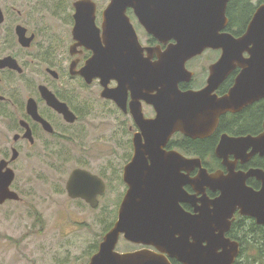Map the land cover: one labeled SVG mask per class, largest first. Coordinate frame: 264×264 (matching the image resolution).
I'll return each mask as SVG.
<instances>
[{
  "label": "flooded vegetation",
  "instance_id": "obj_1",
  "mask_svg": "<svg viewBox=\"0 0 264 264\" xmlns=\"http://www.w3.org/2000/svg\"><path fill=\"white\" fill-rule=\"evenodd\" d=\"M78 1L80 0L72 3V8L69 6L70 10L64 15L65 18L56 16L64 18L65 23L70 27L66 34H58L47 32L44 26L39 28L38 22L33 18V14L37 13L34 10L39 9L38 3L35 7L27 8L19 6L18 0H0V117L8 120V127L12 130L8 137L9 148L0 161L7 162L8 168L15 171L14 164L23 158H28V155L24 154V149L35 147L49 149L52 146H60L62 143L73 141L74 135L83 136V128L90 126L92 121L89 119L94 116L96 110L92 108V99L86 98L82 90L92 89L95 86L98 94L96 97L103 106V115H117L118 131L122 135L123 156L119 158L117 167L112 160V162H100L94 168L89 166L92 160L90 158H71L86 166H77L72 169L64 188L58 190V193L65 198L64 205L72 210L100 212V223H108L107 214L114 212L115 219L113 218L107 224L109 231L119 218L129 190L126 173L134 159L136 142L146 143L142 123L145 120H153L158 115L156 105L146 100L143 95L147 94L152 100H157L161 97V93H166L167 87L171 92L173 88L175 90L177 88L180 92L204 89L208 86L211 67L220 59L222 50L208 47L201 54L187 59L186 71L177 75L174 86L172 82L159 78L142 93L140 85L135 88V84L131 81L123 83V79H112L107 84V88L115 91L113 89L120 87L116 90L117 100H115L109 95H103L105 86L100 77L90 80L81 73L95 57V49L101 50L104 62L108 60V57L118 58L119 66L137 67L142 60L153 68L155 74L160 72L166 74L169 58L165 53L170 46L176 43V40L167 36L160 39L148 31L135 8L131 6L126 8L125 14L133 27V34L129 37L123 35L121 38L120 36H108L112 34L109 30H105L103 24L104 12L111 0L102 2L91 0L95 4V25L87 24L85 28L76 31L77 8L75 3ZM244 1H227L228 23L220 30V33H231L239 37L246 32L253 14L264 3V0L260 1L256 7L252 5L246 27L233 33L230 30L231 15H236L237 5ZM119 41L120 51L110 50ZM135 48H137L136 52ZM208 52L215 53L216 58L214 56L212 60L198 63L197 60ZM30 70H39L38 79L34 83H31L28 78ZM240 70V66L236 67L213 91V94L219 97L226 94L233 87L235 77ZM232 76L233 80L229 82ZM77 83L80 86H76ZM55 99L59 101L60 109L54 106ZM141 111L143 118L139 117ZM226 135L230 138L249 137L250 140L248 144L239 149L232 147L227 157H220L217 149ZM189 138L196 144L195 149L191 151ZM263 148L264 97L239 111L222 114L215 129L204 138H191L181 131H175L168 138L163 150L168 153L176 151L185 158L200 159L202 162V167L195 165L190 168L188 164L182 163L175 167L165 165L154 169L155 173L168 171L164 186H172L170 209L174 210L181 219V226L184 213L195 215L203 207L204 198L213 201L220 195L219 190H213L210 186L189 183L190 179L199 178L202 169H207L210 174L218 172L228 174L230 167L236 172H248L252 169L264 172V154L260 150L255 151ZM57 160L63 159L57 158ZM141 161L147 165L152 166L153 164V159L148 156L142 158ZM181 161H183L182 158ZM150 167L140 171L147 172L151 169ZM77 169L90 172L96 177L89 185V191H83L81 183L74 190L75 193L89 195L88 198L83 195L71 196L68 191V181ZM137 173H139V168ZM160 183L157 182L156 185ZM247 185L260 190L263 183L257 177H249ZM164 186L163 189L166 188ZM239 215L241 214L237 211L230 228L225 232V237L231 241L239 242L233 230L234 221ZM177 236L180 237V234L178 233ZM120 238L119 241L121 240L122 244H129L123 250H119L117 244L116 250L121 253L149 251L168 257L172 264H182L177 258L171 257L166 250L164 251L166 247L161 243L158 244L160 247L155 244L135 243L127 240L123 234ZM96 247L98 251L100 245Z\"/></svg>",
  "mask_w": 264,
  "mask_h": 264
},
{
  "label": "water",
  "instance_id": "obj_2",
  "mask_svg": "<svg viewBox=\"0 0 264 264\" xmlns=\"http://www.w3.org/2000/svg\"><path fill=\"white\" fill-rule=\"evenodd\" d=\"M227 1L111 0L105 10L103 27L112 34L108 36L121 38L123 35L129 37L133 34V27L125 14L126 8L131 6L135 8L148 31L160 39L167 36L176 40L165 53L169 58L166 74H155L153 68L142 60L137 67L119 66L118 58L108 57L104 62L101 50L95 49V57L81 73L90 80L100 77L105 86L103 95H109L115 100L116 90L120 87L113 89L115 91L108 89L107 84L112 79H123V83L131 81L135 88L140 85L142 93L159 78L172 82L174 86L177 75L186 71L187 59L201 54L208 47L220 48L222 54L212 65L208 86L204 89L180 92L173 88L171 92L167 87L166 93H161L157 100H152L147 94L143 95L146 100L156 105L158 115L155 119L142 123L146 143L136 142L134 159L126 173L129 190L123 208L89 264H172L168 257L149 251H117L116 246L122 234L127 240L135 243L157 246L161 243L166 247L164 251L182 264H235L240 252V243L225 237L235 213L239 211L243 216L255 218L258 224H264L262 170L236 172L230 167L228 174H210L207 169H202L199 178L190 179L189 183L210 186L213 190H219L220 195L213 201L204 198L199 213H184L182 226L181 219L170 209L172 186H164L168 171L154 172V169L160 166L175 167L182 163L188 164L190 168L195 165L202 167L200 159H188L176 151L165 152L163 147L168 138L175 131H181L191 138L209 136L222 114L239 111L264 97V3L256 9L246 32L236 37L231 33H220L228 23ZM75 6L76 31L85 28L87 24L94 26V2L80 0ZM110 50L120 51V41ZM238 66L241 70L235 77L233 87L220 97L213 94ZM55 100L54 106L60 109L59 101ZM139 117L143 118L142 111ZM249 140V137L230 138L226 135L217 149V154L227 157L229 151L243 147ZM258 150L264 154V148L255 151ZM145 156L153 159L152 166L141 161ZM149 167L151 169L147 172L140 171ZM15 175V171L8 168L7 162L0 161V204L7 200L21 199L11 188ZM249 177L260 179L262 188L255 190L249 187ZM95 178L90 172L75 170L67 185L70 195H83L88 198L89 195L75 193L74 190L81 183L83 191H89V185ZM157 182L161 183L157 186ZM163 186L166 188L163 189ZM189 200L191 201L190 197ZM178 233L180 237L177 236Z\"/></svg>",
  "mask_w": 264,
  "mask_h": 264
},
{
  "label": "rangeland",
  "instance_id": "obj_3",
  "mask_svg": "<svg viewBox=\"0 0 264 264\" xmlns=\"http://www.w3.org/2000/svg\"><path fill=\"white\" fill-rule=\"evenodd\" d=\"M74 1L18 0V5L29 8L38 3L39 9L34 10L37 13L33 18L39 28L44 26L47 32L66 34L70 27L64 15ZM250 1L256 7L263 0ZM213 57L216 58V54L208 52L197 61L202 63ZM38 72L28 71L31 83L37 81ZM76 86H80L79 83ZM82 92L92 99V108L96 110L89 119L90 126L83 128L84 135H74L73 141L49 149H24L28 158L14 164L16 178L12 190L21 199L0 204V264H88L109 229L107 224L116 217L114 212H109L108 223H100V212L72 210L64 205L65 198L58 193L72 169L86 166L71 158H90L89 166L94 168L100 162L112 160L117 167L123 156L117 115H103L95 86L84 88ZM10 131L8 120L0 117V158L9 148ZM120 242L119 250L129 245Z\"/></svg>",
  "mask_w": 264,
  "mask_h": 264
},
{
  "label": "trees",
  "instance_id": "obj_4",
  "mask_svg": "<svg viewBox=\"0 0 264 264\" xmlns=\"http://www.w3.org/2000/svg\"><path fill=\"white\" fill-rule=\"evenodd\" d=\"M252 4L245 0L237 5L236 15H231L230 30L237 33L243 30L251 15ZM233 76L229 78L232 82ZM190 151L196 144L191 140ZM235 238L240 242V252L236 264H264V224H258L254 218L239 215L233 224Z\"/></svg>",
  "mask_w": 264,
  "mask_h": 264
}]
</instances>
